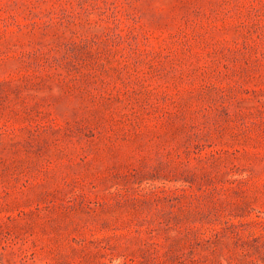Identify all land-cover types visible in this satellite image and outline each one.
I'll return each mask as SVG.
<instances>
[{"label": "rangeland", "instance_id": "374dc122", "mask_svg": "<svg viewBox=\"0 0 264 264\" xmlns=\"http://www.w3.org/2000/svg\"><path fill=\"white\" fill-rule=\"evenodd\" d=\"M0 264H264V0H0Z\"/></svg>", "mask_w": 264, "mask_h": 264}]
</instances>
